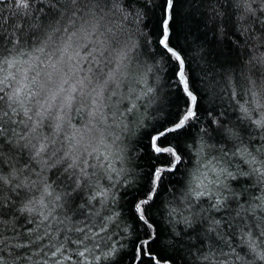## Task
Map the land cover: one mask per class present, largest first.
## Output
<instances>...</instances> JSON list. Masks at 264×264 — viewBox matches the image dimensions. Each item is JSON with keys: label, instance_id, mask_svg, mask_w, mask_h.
<instances>
[{"label": "snow or ice", "instance_id": "obj_1", "mask_svg": "<svg viewBox=\"0 0 264 264\" xmlns=\"http://www.w3.org/2000/svg\"><path fill=\"white\" fill-rule=\"evenodd\" d=\"M0 264H264V0H0Z\"/></svg>", "mask_w": 264, "mask_h": 264}]
</instances>
